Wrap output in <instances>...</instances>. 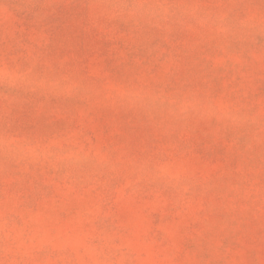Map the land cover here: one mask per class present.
<instances>
[{
  "label": "rangeland",
  "instance_id": "1",
  "mask_svg": "<svg viewBox=\"0 0 264 264\" xmlns=\"http://www.w3.org/2000/svg\"><path fill=\"white\" fill-rule=\"evenodd\" d=\"M0 264H264V0H0Z\"/></svg>",
  "mask_w": 264,
  "mask_h": 264
}]
</instances>
